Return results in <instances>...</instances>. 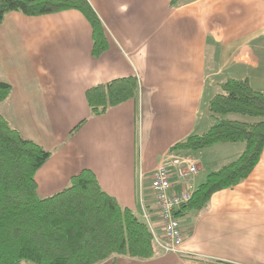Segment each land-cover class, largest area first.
Instances as JSON below:
<instances>
[{
    "label": "crops",
    "instance_id": "obj_1",
    "mask_svg": "<svg viewBox=\"0 0 264 264\" xmlns=\"http://www.w3.org/2000/svg\"><path fill=\"white\" fill-rule=\"evenodd\" d=\"M107 49L93 57L91 26L77 10L38 17L9 13L0 24V68L11 87L0 113L22 137L50 153L36 172L40 198L90 170L102 190L142 221L158 243L163 225L151 187L168 155L198 164L173 192L196 189L237 159L239 143L171 152L214 123L207 107L226 80L248 81L264 94V0H86ZM135 77L138 95L90 117L85 92ZM87 123L73 136L70 130ZM147 216V219L144 216ZM179 253L157 246L148 260L115 257L100 264H264V149L249 176L216 192L200 212L179 216Z\"/></svg>",
    "mask_w": 264,
    "mask_h": 264
},
{
    "label": "trees",
    "instance_id": "obj_2",
    "mask_svg": "<svg viewBox=\"0 0 264 264\" xmlns=\"http://www.w3.org/2000/svg\"><path fill=\"white\" fill-rule=\"evenodd\" d=\"M66 10H77L87 19L91 54L102 55L107 49L103 27L86 0H0V24L12 12L38 17ZM220 88L207 107L213 125L176 143L171 152L199 151L221 143H242L244 149L237 159L206 176L177 217L186 211H202L213 194L240 184L264 149V94L246 80L229 79ZM10 90L0 82V102ZM138 90L133 76L89 88L85 100L90 117L134 99ZM87 121L81 120L69 136ZM49 157V152L22 137L0 113V264H100L119 256L148 260L156 255L157 246L145 221L104 192L90 170L73 177L63 190L40 198L35 174Z\"/></svg>",
    "mask_w": 264,
    "mask_h": 264
},
{
    "label": "built area",
    "instance_id": "obj_3",
    "mask_svg": "<svg viewBox=\"0 0 264 264\" xmlns=\"http://www.w3.org/2000/svg\"><path fill=\"white\" fill-rule=\"evenodd\" d=\"M197 173L198 164L195 161L178 154H172L164 157L152 174L151 187L164 230L163 243H158L155 239L154 241L164 253H179L182 232L177 214L180 208L192 199L195 190L188 188L180 192H173L172 181L175 178L176 181L185 183L188 178L197 175Z\"/></svg>",
    "mask_w": 264,
    "mask_h": 264
},
{
    "label": "rangeland",
    "instance_id": "obj_4",
    "mask_svg": "<svg viewBox=\"0 0 264 264\" xmlns=\"http://www.w3.org/2000/svg\"><path fill=\"white\" fill-rule=\"evenodd\" d=\"M0 79L1 80H4V81H6V75H5V73L3 72V70H2V68H0ZM0 80V81H1ZM1 113H3V115H5V117H7V119L9 120V121H12L11 120V117L9 116V114H7V112H1ZM229 118H234V119H239V120H242V121H250V119L249 118H247V117H241V116H235V115H230V116H228ZM241 146H242V143H239ZM243 147V149H244V145L242 146ZM243 149H242V152H243ZM241 152V153H242ZM144 218H145V216H144ZM147 218V217H146ZM145 218V219H146ZM145 223L148 225V223H147V221L145 220ZM149 227V226H148Z\"/></svg>",
    "mask_w": 264,
    "mask_h": 264
}]
</instances>
